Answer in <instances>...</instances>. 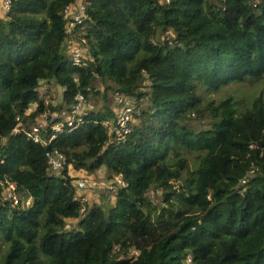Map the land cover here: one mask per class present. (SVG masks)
<instances>
[{
	"label": "trees",
	"instance_id": "trees-1",
	"mask_svg": "<svg viewBox=\"0 0 264 264\" xmlns=\"http://www.w3.org/2000/svg\"><path fill=\"white\" fill-rule=\"evenodd\" d=\"M76 1L12 0L0 14V264H264L262 95L240 111L210 97L264 77V0H89L81 67L64 34ZM80 96L105 104L46 145L25 135ZM116 96L134 106L124 143L109 132ZM72 171L105 172L107 202Z\"/></svg>",
	"mask_w": 264,
	"mask_h": 264
},
{
	"label": "built area",
	"instance_id": "built-area-1",
	"mask_svg": "<svg viewBox=\"0 0 264 264\" xmlns=\"http://www.w3.org/2000/svg\"><path fill=\"white\" fill-rule=\"evenodd\" d=\"M89 0H77L73 6H67L64 9V15L67 19V24L64 30V34L67 37L68 55L72 60V64L77 67L84 65V59L86 55V42L83 38H79L78 33L84 29V23L87 19V5ZM12 0H0V14L7 13L10 8ZM115 101L119 105L116 110V118L114 125L109 127L107 122H104V126L109 127V132L115 135L113 142L124 143L126 141V135L130 132L128 127L131 121V114L134 112V106L130 105L122 96H116ZM87 104L83 97H78V103L72 108V111L68 117L62 122H56L58 115L56 113L49 114L51 121H46V118H40L35 125L29 131H25V135L31 139L34 143L46 145L47 143L56 139V137L62 133L65 129L68 132L73 131L82 123V116L84 115ZM138 113V111H136ZM50 127V135L47 140H44L40 134L41 130L45 129V126ZM49 124V125H48ZM47 165L50 172L56 173L64 168L65 162L63 156L57 152H51L46 155ZM79 186H86L87 188H94L92 186H107L105 182L100 184H90V179H81L78 181ZM244 182V181H243ZM92 183V182H91ZM116 186L126 187V184L121 177H115L114 182ZM112 189V186H108ZM6 199L11 203L12 206H18L20 204V198L16 193L15 186L12 184L8 185L6 191ZM85 200L83 199V202ZM31 205V200L28 198L23 206L28 209Z\"/></svg>",
	"mask_w": 264,
	"mask_h": 264
},
{
	"label": "rangeland",
	"instance_id": "rangeland-1",
	"mask_svg": "<svg viewBox=\"0 0 264 264\" xmlns=\"http://www.w3.org/2000/svg\"><path fill=\"white\" fill-rule=\"evenodd\" d=\"M86 56V55H85ZM40 93H46V103L47 101L50 100L51 104L55 107H58L60 105H62V100H61V88H58L56 86L53 87H49L46 84H43L41 86V88L39 89ZM233 95L234 101L236 102V106H237V111L242 110V107L247 104L249 101H251L253 98L257 97L259 94L262 95V99L264 102V77L259 79V80H254L250 83H241V84H231L223 89H221L220 91H218L217 93H214L212 95H210L211 98H213L216 101H219L223 98H225L226 95ZM113 97H111V99L109 100V103L107 105H109V107H111V109L113 110L114 108V103H113ZM111 103V104H110ZM105 102L103 101H99L97 106H95V101L91 102V104H87V109H92V106H95V109L97 107V109L101 110L104 106ZM46 105V104H45ZM112 105V106H111ZM115 109V108H114ZM31 110H33V108H31ZM192 159L190 158V161ZM191 168H193V165H191ZM82 172V174L77 175V176H81L80 178H76L75 182H78L81 179H90V184H94V183H100L106 180L105 177V172L100 171L97 172L95 176L93 175H89L86 172L83 171H79ZM72 175V172H71ZM87 176V177H86ZM92 182V183H91ZM94 188L90 189V199L91 201H96L99 205L100 204H104L106 203V199L101 198V190L103 188H100L99 186H92ZM157 192H151L150 194V198L153 199L154 202L158 203L159 198H157ZM160 193V192H159ZM28 199V198H27ZM26 199V200H27ZM25 200V202H26ZM23 202V203H25ZM110 202L114 203L113 198L110 200ZM67 228H69V225L67 224Z\"/></svg>",
	"mask_w": 264,
	"mask_h": 264
},
{
	"label": "crops",
	"instance_id": "crops-1",
	"mask_svg": "<svg viewBox=\"0 0 264 264\" xmlns=\"http://www.w3.org/2000/svg\"><path fill=\"white\" fill-rule=\"evenodd\" d=\"M72 174H76V177H77V178H80V177H82V175H81V176H77V175H80V174H82V172H75V171H72Z\"/></svg>",
	"mask_w": 264,
	"mask_h": 264
},
{
	"label": "clouds",
	"instance_id": "clouds-1",
	"mask_svg": "<svg viewBox=\"0 0 264 264\" xmlns=\"http://www.w3.org/2000/svg\"><path fill=\"white\" fill-rule=\"evenodd\" d=\"M68 169H70V168H68Z\"/></svg>",
	"mask_w": 264,
	"mask_h": 264
}]
</instances>
